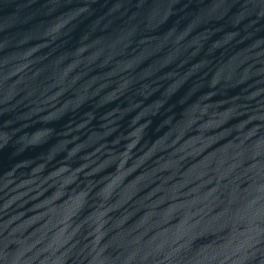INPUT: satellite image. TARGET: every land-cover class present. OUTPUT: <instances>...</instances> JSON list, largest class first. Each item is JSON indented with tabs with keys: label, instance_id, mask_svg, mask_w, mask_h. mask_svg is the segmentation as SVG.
Here are the masks:
<instances>
[{
	"label": "water",
	"instance_id": "95a60500",
	"mask_svg": "<svg viewBox=\"0 0 264 264\" xmlns=\"http://www.w3.org/2000/svg\"><path fill=\"white\" fill-rule=\"evenodd\" d=\"M0 264H264V0H0Z\"/></svg>",
	"mask_w": 264,
	"mask_h": 264
}]
</instances>
